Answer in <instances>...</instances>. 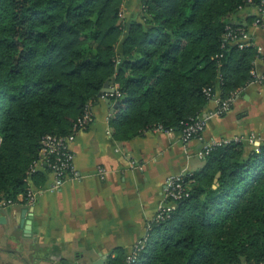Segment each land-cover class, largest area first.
I'll use <instances>...</instances> for the list:
<instances>
[{"label": "trees", "instance_id": "obj_1", "mask_svg": "<svg viewBox=\"0 0 264 264\" xmlns=\"http://www.w3.org/2000/svg\"><path fill=\"white\" fill-rule=\"evenodd\" d=\"M125 1L0 0V199L45 179L47 167L30 172L42 136L69 133L113 77L121 95L111 121L126 135L181 130L210 101L206 88L219 82L224 98L255 78L257 47L224 35L225 19L259 0H143L142 19L131 20ZM187 175L190 194L153 222L132 264L263 260L264 142L216 145Z\"/></svg>", "mask_w": 264, "mask_h": 264}, {"label": "crops", "instance_id": "obj_2", "mask_svg": "<svg viewBox=\"0 0 264 264\" xmlns=\"http://www.w3.org/2000/svg\"><path fill=\"white\" fill-rule=\"evenodd\" d=\"M142 9L143 0H126L123 15L127 20L142 19ZM257 16L258 8L246 5L229 17L239 21L233 25L249 31L251 45L259 51L255 78L223 114L209 112L215 107L214 99L207 103L202 110L204 140L254 131L258 143L264 142V18L256 22ZM116 101L100 97L94 102L93 122L76 136L73 150L81 177L69 178L51 190L53 174L44 168L45 179L34 184L43 188L34 204L20 195L0 211L4 217L0 264H107L119 250L131 251L146 234L164 201L167 176L194 172L204 165L205 157L198 154L202 141L195 137L184 141L178 129L117 133L111 121L118 109ZM100 166L107 170L104 178ZM23 218L31 219L29 232Z\"/></svg>", "mask_w": 264, "mask_h": 264}, {"label": "built area", "instance_id": "obj_3", "mask_svg": "<svg viewBox=\"0 0 264 264\" xmlns=\"http://www.w3.org/2000/svg\"><path fill=\"white\" fill-rule=\"evenodd\" d=\"M258 8L259 16H257L256 22H262L264 18V0H259V3L255 5ZM225 40L231 42H236L240 47L251 44L250 33L245 27L234 26L228 24L225 32ZM252 73L255 75V69H252ZM113 90L103 92L100 97H111L120 96L121 91L118 88L117 82L112 85ZM233 90L227 97H217L216 89L215 92L211 87L206 88L207 94L211 99L215 100V107L209 110L212 114H223L226 112L233 102L240 95L241 90ZM210 99V100H211ZM92 102L89 103L88 108L81 115L75 124L73 125L72 130L67 134H55V133H46L41 138V146L39 150V155L34 159L33 163L30 166V172L36 171L39 168L47 167L53 174V181L49 185V189L57 190L59 189L64 182L69 178H79L80 172L75 164V153L73 150V143L76 139L78 132L82 129H85L93 122L94 112L92 110ZM206 126V118L201 112L196 117L192 118L191 122H188L180 131L182 139L184 141H189L192 138H199L202 143L201 147L198 150V154L201 157H206L212 147L230 141H240V142H249L250 144L257 145L258 143V134L254 131L249 132L248 134H236L231 138H213L210 140L203 139V130ZM153 130H165L171 131L175 128H163L161 124L153 126ZM2 137L0 135V144ZM99 174L101 177L106 176V168L104 166L99 167ZM29 187L25 194H19L16 199H0V211L10 204H14L20 195H22L27 203L34 204L39 194L42 193V187H35L30 177ZM190 181L186 173H173L169 174L165 179L163 184L162 193L164 197L163 203L159 206L158 210L155 213L152 223L148 225L146 234L139 239L133 246L132 250L128 252V256L125 264H132L137 260L139 252L145 247L148 240V235L152 229L153 222H162L169 218L172 214V210L175 208L178 200L185 198L190 194ZM245 264V263H244ZM251 264H264V259L251 263Z\"/></svg>", "mask_w": 264, "mask_h": 264}, {"label": "water", "instance_id": "obj_4", "mask_svg": "<svg viewBox=\"0 0 264 264\" xmlns=\"http://www.w3.org/2000/svg\"><path fill=\"white\" fill-rule=\"evenodd\" d=\"M226 22H229V23H232V24H238L239 21H235L234 19H231L229 17H227L225 19ZM116 82V78L113 77L111 80H108L106 81L104 87L102 88L101 92H100V96L102 95L103 92H106V91H110V90H113L112 88V84ZM107 100H111V97H107L106 98ZM120 102V100H117L115 102V106L118 105V103ZM219 175V172L217 173V176ZM216 180V183H217V178L215 179ZM216 185V184H215ZM4 220V217L2 215H0V222H3ZM22 223L26 226V230L29 232L31 230V219H25L23 218L22 219Z\"/></svg>", "mask_w": 264, "mask_h": 264}, {"label": "rangeland", "instance_id": "obj_5", "mask_svg": "<svg viewBox=\"0 0 264 264\" xmlns=\"http://www.w3.org/2000/svg\"><path fill=\"white\" fill-rule=\"evenodd\" d=\"M123 8H124V5H123ZM124 14H125V13H124ZM117 84H118V83H117ZM204 130H205V128H204ZM204 130H203V131H204ZM246 150H247L246 153H248V149H246ZM216 178L218 179V177H216ZM216 178H215V179H216ZM215 184H216V180H215Z\"/></svg>", "mask_w": 264, "mask_h": 264}]
</instances>
